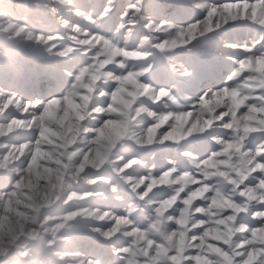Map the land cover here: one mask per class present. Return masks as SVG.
Returning <instances> with one entry per match:
<instances>
[{
    "label": "clouds",
    "instance_id": "9594fccd",
    "mask_svg": "<svg viewBox=\"0 0 264 264\" xmlns=\"http://www.w3.org/2000/svg\"><path fill=\"white\" fill-rule=\"evenodd\" d=\"M190 3L201 15L180 24L145 16L142 0H132L111 35L92 39L100 31L79 21L91 20L89 25L100 28L117 7V0H107L99 13L77 7L75 0H32V8L55 17L53 30L46 16L32 19L30 14H15L14 9L25 6L27 0H4L0 6V70L19 76L32 59V50L73 67L63 69L69 77L64 91L46 101L25 100L8 89L0 94V112L7 108L31 116L17 120L13 115L0 123V137L11 138L17 129H30L44 146L40 163L32 165L31 140L0 143V169L16 173L13 182L17 185L8 199L0 195V264H162L167 256L162 246L174 248L181 232L199 223L195 212L223 216L229 208L232 217H224L227 223L219 235L240 246L233 239L239 233L248 245L247 264H264V229L245 236L246 223L236 220L239 213L264 216L260 207L264 204V163L260 159L264 156V68H245L257 56L264 57V51L237 61L223 87L199 91L196 68L179 55L194 54L198 41L236 23L264 32V0H237L230 8L213 0ZM74 12L78 19L70 18ZM141 25L143 34L137 32ZM222 44L252 50L247 43L223 40ZM125 51L130 54L125 56ZM78 57L86 62L77 63ZM158 72L165 74L166 82L159 81ZM128 73L135 84L124 79ZM121 84V99L116 100ZM213 92H219V98L213 99ZM206 97L210 104H204ZM53 100L57 101V119L43 115ZM9 102L12 107H7ZM45 125L53 131L40 137ZM204 142L216 145L207 156L197 150ZM161 148L178 152L193 169L181 171L169 157L168 175L155 176V165L134 154ZM137 166L146 167V174L134 175ZM257 171L260 176L255 175ZM116 180L137 197L121 214L103 206L109 195L117 201L124 199ZM249 180L257 183L249 184ZM141 181H146L143 191ZM198 182L199 187H192ZM160 185L167 186L172 195L157 201L149 194ZM209 189L213 195L206 199L212 203L203 209L195 206L193 193ZM182 192L187 195L177 217L169 209ZM238 196L244 198L238 200ZM136 213L143 216V227L134 219ZM89 234L109 244L115 261L88 255L81 248L83 237ZM121 238L127 243L117 246Z\"/></svg>",
    "mask_w": 264,
    "mask_h": 264
},
{
    "label": "rangeland",
    "instance_id": "374dc122",
    "mask_svg": "<svg viewBox=\"0 0 264 264\" xmlns=\"http://www.w3.org/2000/svg\"><path fill=\"white\" fill-rule=\"evenodd\" d=\"M3 2L4 0H0V6H3ZM75 2L77 7L85 11L99 13L107 0H75ZM131 2L132 0H117V7L98 29L83 20L79 22L84 24L85 27H90L93 30L103 31L111 35L112 30L120 20V13ZM213 2L219 4L237 3V0H213ZM249 2H254V0H249ZM142 3L144 15L155 18L157 21L163 19L175 23L186 24L198 19L201 15V13L193 9L190 0H142ZM31 5L32 0H27L25 6L14 9V12L18 16L30 14V18L32 19H35L36 16H46L49 21V30L56 28L54 16L50 13L38 11L32 8ZM72 15L73 17L70 18L78 19L74 13ZM144 31L143 25L137 29V32L140 34H143ZM223 40L250 44L252 45V52L250 53L244 49L226 48L222 44ZM194 48V54L181 52L179 55L180 58L196 68L198 77L196 81L197 90H202L204 87L219 88L224 86L226 77L237 66V61L245 56L251 54L258 55L260 52L264 51V32L258 27L247 23H236L227 29H223L218 33L209 35L205 39L198 41ZM30 56L32 59L28 61L27 66L19 76L6 69L0 70V86H2L0 87V94H2L3 89H8L11 92L19 94L25 100L40 99L42 101H46L52 96L60 95L69 81V77L64 74L63 69L65 67H73V65H69L63 60L43 56L37 50H32ZM76 62L81 63L86 61L78 57ZM157 77L161 83L166 82L163 72H158ZM228 83L231 84V82ZM258 91L259 90H257V94ZM0 107H2V105H0ZM217 111H220V109H217ZM13 115H16L18 119L26 118L18 111L10 109L0 112V123ZM9 139H11L12 142L32 140L34 139V133L28 130H19L18 133L11 138L0 137V143H6ZM201 145L202 144L197 146V150L200 151L201 156H203ZM211 145L212 147L209 149H214L216 147L214 144ZM0 151H3V149H0ZM134 154L140 155L149 165L154 164L153 173L155 175H158L166 168L172 167V165L168 163L169 157L176 162L177 167L181 171H191L193 169V165L188 159L181 156L178 152H173L169 148L143 150L135 152ZM39 163L40 161L37 162V164ZM146 171V167L137 166L133 174L143 175L146 174ZM0 177L5 178V182L0 183V191H8L11 188V182L16 178V173H7L3 169H0ZM116 182L119 185L120 193L124 199L122 201H117L113 196L109 195L108 200L104 202L103 206L111 208L117 214H121L128 203L130 201H135L137 197L122 181L116 180ZM166 191L170 190L168 189ZM161 194L162 192H156V196ZM181 195L183 196V194ZM169 211H171V209H169ZM134 219L141 227L144 226L145 220L142 215L136 213L134 214ZM212 242V239L209 238L208 243ZM126 243L127 240L124 238L116 241L117 246ZM80 246L88 255L103 257L106 261H115L116 259L109 244L91 234L83 237ZM41 255H43V253H41Z\"/></svg>",
    "mask_w": 264,
    "mask_h": 264
},
{
    "label": "snow or ice",
    "instance_id": "6c2138e0",
    "mask_svg": "<svg viewBox=\"0 0 264 264\" xmlns=\"http://www.w3.org/2000/svg\"><path fill=\"white\" fill-rule=\"evenodd\" d=\"M236 3H223V7L230 8L235 6ZM213 12L217 11V8L212 9ZM78 13L74 12V15H77ZM92 21L89 20L88 23H91ZM105 32L100 31L93 34L92 39H95L96 37H99L103 39ZM182 35V33H181ZM89 42V39H85L84 43L87 44ZM246 50V49H244ZM248 52L252 50H246ZM129 51H125L124 55H129ZM114 67V66H113ZM245 68H255L259 70L260 68H264V57L257 56L254 63H249L245 65ZM126 81L135 84V79L132 75V73H128V75L124 78ZM123 84L120 85V88L115 93V99L119 100L121 99L120 92L123 90ZM225 95H227V89H225ZM213 99L219 98V92H213L212 94ZM212 101L209 100L207 97L204 99V104H210ZM69 106H72V101L69 98L68 99ZM103 103L106 105L108 103L107 100L103 101ZM57 104V101L53 100L47 108L44 109L43 115L45 117H49L52 119H57V112L55 105ZM12 103L9 102L7 107H12ZM5 111H7V108H5ZM20 114H23L26 118L31 119V116L28 112H20ZM39 115V113H37ZM17 120H23L18 119ZM67 116V113L64 114V116L59 117L61 121ZM11 119V117H10ZM166 119V117H165ZM163 121H161L162 123ZM20 129H17L15 131H19ZM28 131H31L30 129H27ZM52 129H49L47 125L44 126V130L39 133L40 137H48L49 133L52 132ZM31 148L32 151L29 153V159L31 160L32 165H36L37 162L40 160V157L43 155L42 148L43 145H39L37 143V138H34L31 140ZM212 147L211 144L204 142L201 145V148L203 150V155L207 156L209 153V148ZM21 159H24V157H21ZM262 163H264V156L261 158ZM208 164L212 163V160L209 159L207 161ZM261 165H257V168L259 169ZM171 168V167H170ZM166 168L164 171L160 172L158 175L160 176L168 175V169ZM199 175V174H198ZM256 176H260L261 173L257 171L255 173ZM17 180H19V177L17 176ZM5 182V178L0 177V183ZM206 183H210V181H203ZM146 181H141V191H143V187L145 185ZM198 182L196 185H193L192 187L197 188L199 187ZM249 184H256V180H249ZM17 187V185L12 181L11 182V188L8 191H0V195L4 196L5 199H8L9 193L14 190ZM169 188L165 185H160L152 190V192L149 194L152 199L161 201L164 200L167 197H170L172 195L171 191H166ZM156 192H162L161 195L156 196ZM183 194V196L181 195ZM179 197L176 198V202L172 205L170 208L171 211H169L170 214H173L174 216H179V211L181 208H183L185 203V196L187 195L186 192H182ZM193 195L196 197L192 203L195 206H198L200 208H206L208 204L212 203L211 199H206V197H211L213 195L211 189L203 192L201 194L200 192H194ZM199 198V199H198ZM243 196H238L237 199H243ZM261 208H264V204L260 205ZM195 218L199 223L196 224L195 227H192L189 225V229L186 233L181 232L180 237L177 239L176 245L174 248L169 249L167 247L162 246V251L167 253V256L165 260L162 262V264H212L213 261L219 262V264H247L246 261V252L248 249V245L244 243L241 238L240 234L237 233L236 236L233 237L234 240H238L240 243V246H234L231 245L229 242L225 241V238L221 235H219V232L221 231L222 227L227 223L224 217H232V210L231 208L227 209L223 216L216 215L213 216L210 212L205 211H198L194 213ZM237 222H245L246 223V231L244 232V235H250L252 230H262L264 229V216L261 217H250L249 215H246L245 213H239L236 216ZM115 222V221H113ZM181 224L184 223L183 220L180 221ZM231 227V225H229ZM209 238L212 239V243H208ZM169 240H171V237H169ZM155 247V245H153ZM194 253V254H193ZM150 255H155L150 251Z\"/></svg>",
    "mask_w": 264,
    "mask_h": 264
}]
</instances>
